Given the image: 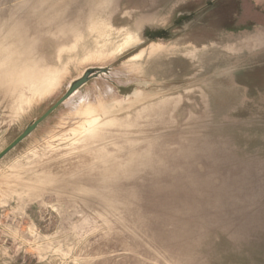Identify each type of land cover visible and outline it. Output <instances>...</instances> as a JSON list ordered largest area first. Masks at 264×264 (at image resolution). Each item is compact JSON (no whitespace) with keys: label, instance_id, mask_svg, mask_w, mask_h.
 <instances>
[{"label":"rangeland","instance_id":"obj_1","mask_svg":"<svg viewBox=\"0 0 264 264\" xmlns=\"http://www.w3.org/2000/svg\"><path fill=\"white\" fill-rule=\"evenodd\" d=\"M200 3L0 0V152L103 70L0 160V264H264V56Z\"/></svg>","mask_w":264,"mask_h":264},{"label":"crops","instance_id":"obj_2","mask_svg":"<svg viewBox=\"0 0 264 264\" xmlns=\"http://www.w3.org/2000/svg\"><path fill=\"white\" fill-rule=\"evenodd\" d=\"M190 15L209 34L216 26L221 39L250 32L246 49L256 53L254 56H264V0H201Z\"/></svg>","mask_w":264,"mask_h":264},{"label":"water","instance_id":"obj_3","mask_svg":"<svg viewBox=\"0 0 264 264\" xmlns=\"http://www.w3.org/2000/svg\"><path fill=\"white\" fill-rule=\"evenodd\" d=\"M103 73L102 69L98 70H87L77 80L73 81L65 94L51 106L40 118L28 125L25 130L4 150L0 152V160L5 157L11 150L19 145L24 139H26L43 121H45L53 112H55L61 105L67 102L74 93H76L81 87L87 84L91 79L98 77Z\"/></svg>","mask_w":264,"mask_h":264},{"label":"bare ground","instance_id":"obj_4","mask_svg":"<svg viewBox=\"0 0 264 264\" xmlns=\"http://www.w3.org/2000/svg\"><path fill=\"white\" fill-rule=\"evenodd\" d=\"M75 94V93H74Z\"/></svg>","mask_w":264,"mask_h":264}]
</instances>
